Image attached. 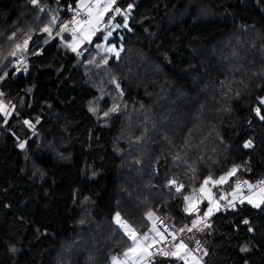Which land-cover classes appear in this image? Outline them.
I'll use <instances>...</instances> for the list:
<instances>
[{
  "label": "trees",
  "instance_id": "1",
  "mask_svg": "<svg viewBox=\"0 0 264 264\" xmlns=\"http://www.w3.org/2000/svg\"><path fill=\"white\" fill-rule=\"evenodd\" d=\"M77 2L0 0V54L13 31L17 42L32 35L26 70L16 71L17 58L0 63V98L12 108L7 122L0 112V264H111L129 244L117 213L140 233L165 218L178 239L202 241L205 264H264V204L225 202L186 234L196 214L184 199L237 165L224 190L237 177L264 178V121L254 111L264 96V0H116L128 26L109 12L122 48L107 58L101 35L78 51L66 46L71 31L57 35L73 27ZM53 16L49 36L40 29ZM179 93L189 101L167 107ZM193 207L204 216L207 202Z\"/></svg>",
  "mask_w": 264,
  "mask_h": 264
},
{
  "label": "snow or ice",
  "instance_id": "2",
  "mask_svg": "<svg viewBox=\"0 0 264 264\" xmlns=\"http://www.w3.org/2000/svg\"><path fill=\"white\" fill-rule=\"evenodd\" d=\"M30 4L33 7H39L40 6V0H29ZM116 0H107V3L101 4L99 0H97V3L95 5L96 11L93 13L92 8L93 5L88 4L85 5L83 3V0H78L76 5V12L75 15L72 18V21L70 22L73 26L72 28L69 27L68 24H63L60 27V32L57 33L59 35L60 33H63L65 31H72L75 33L77 30V27L79 28L80 33L83 35L84 39L91 40V36L95 34L97 30V26L101 23L103 20V17L106 13L109 11H114L116 13H119L124 16L125 24L124 27H127V20H128V12L127 10L121 11L119 7L113 8V5L115 4ZM87 8V19H77V17L81 16V13L79 9L81 8ZM132 5L129 4L128 8L131 9ZM70 10H72L70 8ZM40 11L43 12L44 8H40ZM58 17L53 16L52 20L49 22V24H46L43 28L40 29L41 32L48 33L49 36L52 35L53 27L56 26ZM108 23H111V20L108 21ZM116 27H119V25H116ZM19 29L16 31H13L7 39L13 43V46L6 52V54H0V63H3V60H6L10 57L17 58L18 63L20 65H24V60L21 58L24 53L28 51L29 47V41L32 38L31 32L26 33L25 37L22 39V41L17 42V37L19 33ZM111 32L108 33V36H111ZM76 37L75 34L73 35V40L75 41ZM107 39V36L105 37ZM48 41L46 40L45 43ZM67 47H70L72 51H77V48L75 44H68ZM107 51L114 52L117 56H119V52L116 51V49L108 48ZM34 54H39L38 52ZM78 55L80 53H77ZM17 72L21 70L20 67H16L13 65ZM26 70V67H25ZM7 72L4 73V76H0V80L4 79L5 76H7ZM115 83V81H113ZM117 88H119V84L116 85ZM2 95V94H0ZM259 104L254 109L255 114L257 117H259L262 121H264V111H262V107H264V97L258 98ZM119 108L117 105H114L109 112H105L104 116L107 117L111 112L118 111ZM90 111L95 112V108H90ZM0 112L4 113L5 116V122H7V116L10 114L7 111V106L0 103ZM37 123H39V120H37ZM25 125H28L29 127H35V125L31 124L30 121L25 120ZM19 147L23 148L24 144L21 143ZM245 148L252 147V142L249 140L244 144ZM239 165L234 166L231 170H229L228 173H226L223 176H220L218 180H213L211 176L205 178L203 185L200 188V192H208L210 194V189H208L207 185L210 183L213 185H219L222 183H225L231 176H234L237 170L239 169ZM170 185H176V190L179 192L183 188V185H177V182L175 180H171ZM264 184V182H261ZM241 185H246L249 193H252L253 190L257 187H260L258 185H251L247 181L237 182L235 189L230 194L232 197V200H230L228 203L235 206L233 201L240 199V202L243 203L245 200L247 203L253 205L254 207H260L261 204H264V187H260L258 196L259 199L256 198V195H248L246 197L241 196ZM185 201H191L193 197H184ZM221 200L225 199L224 196L220 197ZM218 207V206H217ZM186 212H192V211H198V208L195 207H186ZM212 207H209L208 211L204 213L203 217H197V219L192 221V227L188 228L187 231H192L193 229L202 230L199 229L197 226L199 224H202L205 222V219L212 214ZM148 219H152L153 213L149 212L147 214ZM115 222L117 225H119L125 232V235L128 236L129 240L131 241V246L126 249L124 252V258L125 261H131V264H141V262H146V264H151L150 258L154 255H162L165 257H172L177 260L183 261V264H200V258L195 255V252L199 250V242L197 241V248L191 249L189 248L188 244L185 243L184 239L177 238L176 233L174 232H168V230L165 228L163 232H161L156 226L155 223L153 224V227L150 228L147 232L140 233L136 228H134L132 225H130L127 221H124L119 213H117L115 217ZM244 224H247L248 221L244 220ZM180 232H184L185 229H180ZM249 231H252L251 228H249ZM155 233V235H153ZM170 238V239H169ZM241 251H248V249L242 248ZM113 264H118V258L113 257Z\"/></svg>",
  "mask_w": 264,
  "mask_h": 264
},
{
  "label": "rangeland",
  "instance_id": "3",
  "mask_svg": "<svg viewBox=\"0 0 264 264\" xmlns=\"http://www.w3.org/2000/svg\"><path fill=\"white\" fill-rule=\"evenodd\" d=\"M99 2L101 4L107 3V0H99ZM83 3L85 5L91 4L93 5L92 11L93 13H95L96 8L95 5L97 3V0H83ZM115 4L113 5L114 8ZM82 9H86L87 8H82ZM110 12V11H109ZM109 12L105 14V16L103 17V20L101 21V23L97 26V30L95 32L94 35L91 36V40L89 41L88 39H84L83 35L80 33L79 28L77 27V30L75 31V33H73L72 31L71 33V38L69 40V44H75L77 51L82 48L85 44L87 43H91L92 40L97 37L98 35H101V41L99 42V44L97 45V47L99 48L100 51V55H102V57L107 58L108 56H110L111 54H113L114 52H109L107 51L108 48H115L117 52H121V46L117 44V41L115 40V30L119 29L122 25L118 22L115 23L113 18H108L109 17ZM79 20V19H78ZM111 20V23H108V21ZM116 25H119V27H116ZM60 32V31H59ZM111 32V36H108V33ZM63 33H60L59 35H62ZM75 34V41L73 40V35ZM107 36V39H105V37ZM65 42V41H64ZM227 43V41H225ZM66 43V42H65ZM115 54V53H114ZM24 55V54H23ZM117 56V55H116ZM206 90H208V88H205ZM219 93H222V90L219 89L218 91ZM188 97V96H187ZM264 97V96H263ZM173 99H176L178 101V104H174L173 108L178 107V105L182 104V102L187 103L189 100H183V96H181V93H179V95L175 96L174 94H171V97L166 101V105L167 107H169L171 105V101H173ZM0 103H2L3 105L7 106V111L11 114L12 112V108L3 100L0 98ZM3 113V112H1ZM4 114V113H3ZM119 143V141H116V144ZM114 148H115V143H114ZM60 159V157H59ZM32 165H30V170L32 171L33 174H38L40 175V178L43 176V171L41 172L39 170V168L37 167L36 164L30 162ZM126 173H130V175L133 178H136V176H139V172L130 169V167H127L126 171L124 172V174ZM219 178L215 179L218 180ZM214 180V179H213ZM229 180V179H228ZM228 180L225 183L219 184V185H213V184H209L205 187H207L208 189H210V194L208 192H204L201 193L199 190L201 188L198 187L196 190H194L192 193H190L188 195V197H193V199H191V201H186V205L187 207H193L195 205H201L204 201L207 202V208L204 210V213H206L209 209V207H212L213 211L212 214L210 216H208L209 218H211L214 214H216L217 212H219L223 207H225V202H229L230 200H232L231 197V193L233 192V190L228 191V190H224L223 186L226 185V183L228 182ZM249 184L251 185H255L254 182L249 181ZM264 187V186H261ZM215 189H217V191H215ZM219 190V191H218ZM260 187L255 188L253 190V192L251 194L248 195H256V198L259 199L258 193H259ZM248 195H244L243 197H246ZM224 196L225 199L221 200L220 197ZM242 196V195H241ZM234 202V201H233ZM245 203H247V201L245 200ZM229 204V203H228ZM248 205H251L249 203H247ZM218 206V207H217ZM253 206V205H251ZM117 215V214H116ZM115 215V217H116ZM120 217L124 220L127 221L129 223L128 220L125 219L124 216H122L121 214H119ZM115 217H114V222H115ZM206 223H208V221H206L205 223H202L200 225H205ZM116 224V222H115ZM130 225H132L131 223H129ZM117 225V224H116ZM133 226V225H132ZM117 227L120 229V231L122 232V235H125L124 230L117 225ZM134 227V226H133ZM135 228V227H134ZM153 235H155V233H153ZM127 236V235H126ZM128 238V236H127ZM182 239H184L185 243L188 244L189 248L193 249L192 246L188 243V241L186 240V238L181 237ZM129 239V238H128ZM180 239V238H179ZM194 239H196V237H194ZM193 239V240H194ZM129 244H128V248L131 246V241L128 240ZM126 247V248H127ZM65 245L62 246L61 248V255L65 254ZM119 253V256H117V254H115L113 257H117L118 258V264H131V261H125L124 258V252ZM127 248V249H128ZM195 255L198 256L200 258V264H205L204 262V257H205V253H198L195 252ZM113 257L111 258V264H113Z\"/></svg>",
  "mask_w": 264,
  "mask_h": 264
},
{
  "label": "built area",
  "instance_id": "4",
  "mask_svg": "<svg viewBox=\"0 0 264 264\" xmlns=\"http://www.w3.org/2000/svg\"><path fill=\"white\" fill-rule=\"evenodd\" d=\"M79 11H80V13H81V16L80 17H82L83 19H87V15H86V11L85 10H83V9H79ZM70 26H71V24H70ZM24 60V59H23ZM15 66L16 67H20V68H25L26 67V64H25V61H24V65H20L19 63H18V60L16 59L15 60ZM242 181H247L246 179H244V178H242V177H237L236 179H235V183L237 184V182H242ZM248 182V181H247ZM261 182H264V178H260L256 183H255V185H258V186H264V184H262ZM248 194H251V193H249V190H248V188H247V186L246 185H241V195H242V197L244 196V195H248ZM234 203L235 204H237V205H239V206H243L244 205V203L245 202H243V203H241L240 202V199H237V200H235L234 201ZM195 208H198V207H195ZM194 214H196V219H197V217H203L202 215H201V213H200V210H199V208H198V211H192ZM207 221V219H205V222ZM204 222V223H205ZM155 225L156 226H158L162 231H164V229L166 228L167 230H168V232H174V233H176L175 232V230H174V227L172 226V224L168 221V220H166L165 218H163V217H158L157 219H156V221H155ZM192 226H189V228H191ZM194 230V229H193ZM193 230L192 231H187L186 232V234H190V233H192L193 232ZM177 235V234H176ZM183 237V236H182ZM177 238H178V236H177ZM170 239V238H169ZM197 241L199 242V250L198 251H196V252H198V253H200L201 252V250H202V247H203V243H202V241L201 240H199V239H194V241H193V244H192V248L193 249H196L197 248ZM118 256H119V253L117 252L116 253ZM155 256V255H154ZM154 256L153 257H151L150 258V260H151V264H155V259H154ZM145 264H146V262H145Z\"/></svg>",
  "mask_w": 264,
  "mask_h": 264
},
{
  "label": "crops",
  "instance_id": "5",
  "mask_svg": "<svg viewBox=\"0 0 264 264\" xmlns=\"http://www.w3.org/2000/svg\"><path fill=\"white\" fill-rule=\"evenodd\" d=\"M236 186H234V189H235ZM258 188V187H257ZM245 202V201H244ZM141 264H145V262H141Z\"/></svg>",
  "mask_w": 264,
  "mask_h": 264
}]
</instances>
